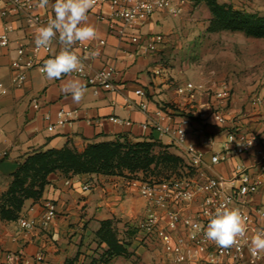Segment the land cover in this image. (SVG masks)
Masks as SVG:
<instances>
[{
  "label": "crops",
  "instance_id": "crops-1",
  "mask_svg": "<svg viewBox=\"0 0 264 264\" xmlns=\"http://www.w3.org/2000/svg\"><path fill=\"white\" fill-rule=\"evenodd\" d=\"M8 2L0 0V34L6 24L13 29L9 34L10 46L0 48V193L8 189L19 164L36 151L61 149L67 145L83 148L89 143L116 138L154 139L162 145L177 147L169 137L144 129L157 107H163L162 103L167 104L163 109L173 115L175 122L189 114L205 112L208 116L206 126L215 133L203 95L199 94L194 104L189 103L185 97L169 89L167 74H162L165 69L159 63V56L168 47L167 35L182 14L159 12L154 16L143 31L163 33L165 41L155 53L144 55L134 46L110 35L106 24L94 17L93 13L98 9H92V13H88V22L96 27L97 37L84 42L89 48L86 66L89 72L105 67L115 71V90H101L94 94L83 79L73 74L60 80H48L32 69L21 85L12 82L17 74V69L12 66L15 50L21 44H30L36 29L26 27L19 16L3 17L1 13ZM52 3L54 0H50L43 12L54 15ZM60 48L58 39L54 40L52 54H58ZM72 49L80 53L75 47ZM94 50H99L98 58L90 57ZM73 78L80 79L88 89L80 104H75L70 95L61 92L63 83ZM138 89H142L145 96L136 95ZM143 101L148 102L147 113L138 107ZM60 112L64 113L61 118ZM112 118L118 121H112ZM51 126L53 130L49 131ZM196 127L194 122L187 128L188 141L200 147ZM214 172L228 176L229 166H216ZM87 182L93 183L89 192L82 189ZM46 200L53 201L57 210V217L47 233L39 230L24 232L19 225L15 228L0 222V264H8L7 253L17 252L22 254L23 264H65L78 253L81 264L97 248L96 233L101 223L107 220L113 222L118 237L128 242L126 247L132 253L130 257H115L109 264H170L163 254H151L132 238L133 225L143 214L144 202L135 190L124 187L120 179L53 174L39 200L25 201L20 217H40ZM253 205L264 209V192L254 196ZM39 251L44 254L42 262L35 260ZM259 264H264V258Z\"/></svg>",
  "mask_w": 264,
  "mask_h": 264
},
{
  "label": "built area",
  "instance_id": "built-area-1",
  "mask_svg": "<svg viewBox=\"0 0 264 264\" xmlns=\"http://www.w3.org/2000/svg\"><path fill=\"white\" fill-rule=\"evenodd\" d=\"M192 1L96 0L92 9H98L97 13H93L94 17L106 24L110 35L134 46L138 53L149 55L163 45L165 36L144 32L143 29L157 13L181 15ZM92 9L89 13H92ZM43 10L45 8L37 7V0H9L1 15L19 16L26 27L37 29L46 24L49 17H54ZM12 31L11 25L4 26V32L0 34V48L10 46L9 34ZM52 45L37 49L34 39L30 44L19 45L15 50L16 58L12 61V66L17 69L12 82L21 85L26 80L27 72L32 69L44 75L40 69L45 60L54 56ZM73 47L80 50L76 54L85 65L82 74L73 73V76L83 79L94 94L101 90H115L114 69L105 67L89 72L85 62L89 54L88 46L78 42ZM42 53L45 55L41 56ZM101 74H106L107 78ZM175 91L191 104L196 102L199 94L207 93L210 97L205 106L209 108L216 130L215 133L208 130L205 112L196 114L195 119L189 115L175 122L171 113L157 107L144 129L169 137L182 150L188 167L178 178L156 181L137 177L125 184V187L135 190L144 202L143 216L133 225L132 238L139 245L158 242L164 258L170 264H259L264 255L261 252L253 257L249 247L252 237L258 231H264V209L253 205L254 196L264 192V98L254 95L249 104L250 111L242 113L233 110V94L225 82L213 87L188 82L176 86ZM135 93L145 96L142 89ZM138 107L148 112L147 101L141 102ZM63 114L60 112L58 115L61 118ZM111 120L118 121L114 118ZM194 122L197 124L195 133L200 139V147L188 141L187 128ZM48 130L52 131L53 127ZM2 155L4 157L6 153ZM219 165L229 166L228 176L214 172ZM92 188V182L82 186L85 192ZM186 193L191 195L190 199H185ZM224 203L239 208L247 217L246 237L237 246L228 249L208 241L203 231L209 215ZM42 207V214L38 218L20 217L19 228L24 232L39 230L47 233L57 217V210L51 200H46ZM22 221L28 226H22ZM197 225L203 228L198 230ZM6 259L8 264H23L20 252L7 253ZM43 259L44 254L39 251L35 260L42 262Z\"/></svg>",
  "mask_w": 264,
  "mask_h": 264
},
{
  "label": "rangeland",
  "instance_id": "rangeland-1",
  "mask_svg": "<svg viewBox=\"0 0 264 264\" xmlns=\"http://www.w3.org/2000/svg\"><path fill=\"white\" fill-rule=\"evenodd\" d=\"M216 2L246 13L264 16V0H216ZM167 41L168 47L160 54L159 63L165 69L162 74H167V83L171 91H174L176 86L188 82L208 87L225 82L230 86L233 94V110L242 113L250 111L249 104L254 95H261L264 98V38L258 39L248 37L242 32L212 28V13L207 0L192 1L186 12L173 24L172 32L167 35ZM202 95L204 101H209L210 96L207 93ZM162 106L166 108L167 104L162 103ZM189 115L195 119V115ZM142 141L133 138L126 140L116 138L89 143L83 148L73 145H67V148L82 155L92 145L120 144L121 147H115V150L122 156L130 145ZM153 144L149 154L154 160L148 168L132 171L123 167L119 170L113 169L114 173L100 171L85 175L118 178L123 182L124 187L130 179L137 177L157 181L182 176L188 166L181 150L173 145H162L157 141ZM103 155L106 156L107 153L103 152ZM57 173L69 176L56 170L47 176L48 183L49 177ZM34 180L36 177L33 172L28 175L24 188L29 187ZM10 185L6 191L0 193V222L17 228L22 210L15 219L2 218L1 215L3 207L9 206L6 195ZM142 216L143 214L138 219ZM140 246L149 250L151 254H162L161 247L156 241Z\"/></svg>",
  "mask_w": 264,
  "mask_h": 264
},
{
  "label": "trees",
  "instance_id": "trees-1",
  "mask_svg": "<svg viewBox=\"0 0 264 264\" xmlns=\"http://www.w3.org/2000/svg\"><path fill=\"white\" fill-rule=\"evenodd\" d=\"M207 2L212 13V28L242 32L248 37L258 39L264 38V16L236 10L232 6L218 4L216 0H207ZM155 142L154 139H149L132 144L122 156L115 150L121 145L115 146L113 143L92 145L82 155L71 151L67 146L61 149L33 152L26 156L13 174L12 183L6 195L9 206L3 207L2 218L15 219L26 200L40 199L48 185L47 176L56 170L66 175H81L100 173V171L114 173L113 169L119 170L123 167L132 171L148 168L154 160L149 150ZM103 152L107 155H103ZM33 172L36 180L32 181L29 187L24 188L28 175ZM96 242L97 248L93 254L86 256L81 264H109L115 257L132 255L126 247L129 245L128 242L118 237V232L111 220L101 223L96 233ZM65 264H80L79 253L74 258L66 260Z\"/></svg>",
  "mask_w": 264,
  "mask_h": 264
},
{
  "label": "clouds",
  "instance_id": "clouds-1",
  "mask_svg": "<svg viewBox=\"0 0 264 264\" xmlns=\"http://www.w3.org/2000/svg\"><path fill=\"white\" fill-rule=\"evenodd\" d=\"M50 0H37V7L46 8ZM96 0H54L52 9L54 17H49L46 24L39 26L34 35V45L37 49L49 48L58 39L61 48L58 54L44 61L40 71L48 80H60L73 73H83L84 63L72 50L78 42L92 41L97 37V29L88 22V13L95 6ZM99 50L90 53L91 58H98ZM107 78L106 74H101ZM87 86L80 79H68L63 83L61 92L70 95L75 104L85 100ZM190 199L189 193L184 194ZM27 227L26 222H21ZM198 230L203 226L197 225ZM204 231L205 238L217 247L228 249L239 244L247 234V217L236 207L227 203L216 207L209 215V221ZM249 251L253 257L264 252V231H258L250 241Z\"/></svg>",
  "mask_w": 264,
  "mask_h": 264
}]
</instances>
